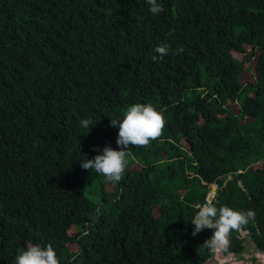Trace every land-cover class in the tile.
<instances>
[{"label": "trees", "instance_id": "1", "mask_svg": "<svg viewBox=\"0 0 264 264\" xmlns=\"http://www.w3.org/2000/svg\"><path fill=\"white\" fill-rule=\"evenodd\" d=\"M160 2L0 0V264L34 243L58 264H209L213 230L190 220L212 185L255 212L226 250L243 230L264 253V0ZM136 102L160 135L119 181L82 168Z\"/></svg>", "mask_w": 264, "mask_h": 264}, {"label": "clouds", "instance_id": "2", "mask_svg": "<svg viewBox=\"0 0 264 264\" xmlns=\"http://www.w3.org/2000/svg\"><path fill=\"white\" fill-rule=\"evenodd\" d=\"M148 9L153 16L164 11L160 0H145ZM160 57L168 53L166 45H158L154 49ZM183 48L178 49L182 52ZM111 126L118 128L116 139L117 147L106 144L102 148L96 146L97 154L81 158V167L103 175L111 182L119 181L126 167L125 150L130 145L143 146L155 139L161 133L164 125L162 110H158L150 103L136 102L127 107L118 119H111ZM83 127H92L88 119L81 120ZM255 216L252 209L241 211L230 206H220L206 199L198 206L195 215L190 220L193 225L192 235H196L205 228L212 229V235L205 241L213 252L218 248H227L228 235L231 230H239L240 227ZM14 264H58L55 249L50 244H26L18 249L14 257Z\"/></svg>", "mask_w": 264, "mask_h": 264}, {"label": "built area", "instance_id": "3", "mask_svg": "<svg viewBox=\"0 0 264 264\" xmlns=\"http://www.w3.org/2000/svg\"><path fill=\"white\" fill-rule=\"evenodd\" d=\"M214 194H209L207 199L212 200ZM243 232V230L241 231ZM247 233V231H244ZM209 264H258L264 263V253L259 251L256 253L227 251L225 248H218L213 252L212 256L207 260Z\"/></svg>", "mask_w": 264, "mask_h": 264}, {"label": "rangeland", "instance_id": "4", "mask_svg": "<svg viewBox=\"0 0 264 264\" xmlns=\"http://www.w3.org/2000/svg\"><path fill=\"white\" fill-rule=\"evenodd\" d=\"M259 166L261 165V162H259L258 164ZM216 189H217V186L216 185H212L211 186V190H210V194H214L216 192ZM242 236H245L246 237V245L247 247H250L251 244H252V241L250 240V238L247 236L246 232H241Z\"/></svg>", "mask_w": 264, "mask_h": 264}, {"label": "crops", "instance_id": "5", "mask_svg": "<svg viewBox=\"0 0 264 264\" xmlns=\"http://www.w3.org/2000/svg\"><path fill=\"white\" fill-rule=\"evenodd\" d=\"M244 252H248V253H256V252H258L259 253V251L255 248V244L253 242H252L250 247H247V245H246V248H245ZM258 264H264V263L260 262Z\"/></svg>", "mask_w": 264, "mask_h": 264}, {"label": "water", "instance_id": "6", "mask_svg": "<svg viewBox=\"0 0 264 264\" xmlns=\"http://www.w3.org/2000/svg\"><path fill=\"white\" fill-rule=\"evenodd\" d=\"M231 178H233L232 174L228 176V178L225 180L224 184H226L228 182V180L231 179ZM243 187H244V185H243Z\"/></svg>", "mask_w": 264, "mask_h": 264}]
</instances>
